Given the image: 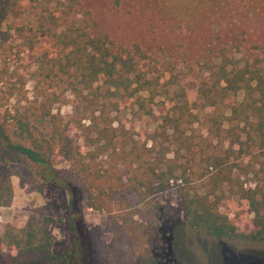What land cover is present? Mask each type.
Here are the masks:
<instances>
[{"label": "trees", "instance_id": "trees-1", "mask_svg": "<svg viewBox=\"0 0 264 264\" xmlns=\"http://www.w3.org/2000/svg\"><path fill=\"white\" fill-rule=\"evenodd\" d=\"M160 1L165 9L170 7L168 0ZM192 1L196 5L189 3L186 12L191 10L189 14L204 23L226 26L236 42L238 34L230 26L235 23L236 9L248 15V29L252 24L261 30L258 38L246 36L241 44L235 43L237 50L230 56L224 47L218 48L204 63L207 75L197 93L207 105L219 106L235 94L243 95L239 103L232 102L229 115L243 124L239 133L230 132L229 143L238 148L234 151L229 145L223 155L206 152L212 142L203 136L195 140L189 132L197 120L195 102L186 97L173 74L169 82L177 90L159 129L135 137V130L127 127L126 113L144 110L149 114L157 105L154 81L140 67L146 55L137 46L140 55L136 58L117 44L98 20V10L86 8L85 0H26L25 20L18 28L26 33L23 51L37 53V62L48 69L46 77L53 79L50 85L56 90L36 97L37 112L16 109L12 126L5 119L0 121V165L21 163L39 189L41 183H50L66 190L70 209L76 201H83L85 207L106 213L112 222V237L125 238L131 247L136 242L146 244L150 238L146 221L135 216L148 211L153 195L171 182L190 227L216 239L264 241V185L256 182L245 188L235 174L238 164L229 160L232 154L234 159L248 154L252 146L264 147V21L260 24L258 20L264 16L257 9L264 0ZM115 4L119 5L118 0ZM61 90L77 101L68 118L50 106L51 96ZM74 122L82 144L71 134ZM221 122L220 115L210 120V128H217L215 137ZM196 145L201 152H194ZM234 195L247 205L242 214L228 218L219 212V203ZM12 196L10 176L0 170V207L7 206ZM81 219L80 214L69 217L70 250L61 256L52 252L49 226L56 219L51 215L31 216L19 229L6 226L0 235L3 264H78L79 243L86 235ZM142 250L132 253L141 254L137 264L161 262L153 255L158 251L154 245L147 244Z\"/></svg>", "mask_w": 264, "mask_h": 264}, {"label": "rangeland", "instance_id": "rangeland-1", "mask_svg": "<svg viewBox=\"0 0 264 264\" xmlns=\"http://www.w3.org/2000/svg\"><path fill=\"white\" fill-rule=\"evenodd\" d=\"M116 1L85 0L84 6L98 10L99 13L95 12L99 15L98 20L117 44L128 48L136 58L140 55L137 46L146 55L140 67L146 69L147 75L154 81L152 86L155 87L153 92L157 105L149 114L144 110H138L135 115L129 111L126 113L127 127L135 130V137L140 138L141 132L153 133L159 129L162 115L174 90H177L170 86L169 79L173 74L186 97L195 102L193 112L197 120L189 131L194 139L203 136L212 142L205 149L206 152L223 155L229 145L236 151L238 144L229 143L232 138L230 132L239 133L243 124L229 117L230 105L232 102L239 103L243 98L242 93L233 95L219 106H209L199 96L197 88L207 75L204 68L206 58L212 59L216 50L222 47L230 56L237 50L235 43L241 44L242 38H258L261 35L260 27L251 24L248 29V15L236 9L235 23L230 24L238 34L236 42L226 26L204 23L201 18L189 14L191 10L186 12L189 3L196 5L195 1L168 0V9L163 7L164 3L160 0H118L119 5L115 4ZM25 7L26 0L18 3L0 0V121L5 119L10 126L13 125L11 116L16 109L37 112L36 97L41 98V92L49 95L56 90L50 85L54 83L53 79L46 77L48 69L37 62V53L23 51L21 42L26 33L18 28L25 20ZM257 9L264 16V1L257 5ZM258 20L262 24L264 17ZM241 29L246 32L242 33ZM58 86L62 88L63 83H58ZM56 94L51 96V109L68 118L73 114V104L77 101L65 90ZM83 104H79L80 109ZM219 115L222 122L219 124V135L215 137L217 128H210V120ZM75 120H79L78 114ZM71 134L78 143H83L75 122ZM201 150L199 145L194 147L196 153ZM234 158L232 154L229 160L238 164L235 174L240 176L245 188L253 187L256 182L264 185V147L252 146L248 154ZM0 170L10 176L13 189L10 203L0 207V235L8 225L19 229L31 216L51 215L56 219L49 226L53 237L52 252L61 256L64 251L70 250L69 217L72 213L75 216L80 214L82 225L86 226V235L79 243L81 255L78 256V264H137L141 256L137 253L142 252L147 244L154 245L158 250L153 253L161 260L157 264H264V241L216 239L190 227L172 182L153 195L148 211L135 216L137 220L146 221L144 223L148 224L150 238L146 244L136 242L131 247L125 238L112 237V222L106 213L85 207L83 201H76L74 208L70 209V195L66 190L50 183H41L39 189V183L33 180L25 165L12 162L7 166L0 165ZM246 205L244 199L234 195L224 198L218 210L232 218L238 213L242 214ZM138 208L136 206L134 210ZM242 226L246 229L244 223ZM167 247L169 249L165 251ZM134 252L137 253L133 255ZM3 262L4 256L0 255V264Z\"/></svg>", "mask_w": 264, "mask_h": 264}]
</instances>
